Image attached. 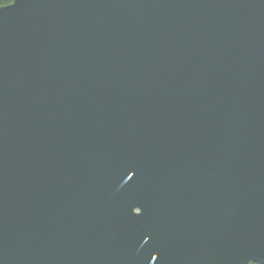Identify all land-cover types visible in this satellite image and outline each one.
<instances>
[{
	"label": "water",
	"instance_id": "1",
	"mask_svg": "<svg viewBox=\"0 0 264 264\" xmlns=\"http://www.w3.org/2000/svg\"><path fill=\"white\" fill-rule=\"evenodd\" d=\"M0 264H264V0L0 8Z\"/></svg>",
	"mask_w": 264,
	"mask_h": 264
},
{
	"label": "trees",
	"instance_id": "2",
	"mask_svg": "<svg viewBox=\"0 0 264 264\" xmlns=\"http://www.w3.org/2000/svg\"><path fill=\"white\" fill-rule=\"evenodd\" d=\"M16 0H0V8L4 7L2 5H11Z\"/></svg>",
	"mask_w": 264,
	"mask_h": 264
},
{
	"label": "snow or ice",
	"instance_id": "3",
	"mask_svg": "<svg viewBox=\"0 0 264 264\" xmlns=\"http://www.w3.org/2000/svg\"><path fill=\"white\" fill-rule=\"evenodd\" d=\"M2 6L6 7L7 5H2Z\"/></svg>",
	"mask_w": 264,
	"mask_h": 264
}]
</instances>
